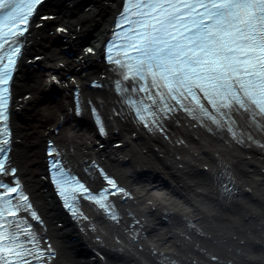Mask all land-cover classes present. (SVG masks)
<instances>
[{
  "label": "bare ground",
  "instance_id": "6f19581e",
  "mask_svg": "<svg viewBox=\"0 0 264 264\" xmlns=\"http://www.w3.org/2000/svg\"><path fill=\"white\" fill-rule=\"evenodd\" d=\"M120 2L46 0L13 80L11 161L45 221L38 228L58 252L47 264H264V206L247 202L244 191L253 187L249 177L264 196V133L238 143L180 114L165 120L168 137L135 123L114 89L115 68L100 59ZM95 79L104 86H90ZM49 138L94 189L103 181L92 160L132 190L134 197L111 199L119 223L86 205L91 219L75 221L63 208L48 173ZM250 149L259 172L248 171Z\"/></svg>",
  "mask_w": 264,
  "mask_h": 264
},
{
  "label": "snow or ice",
  "instance_id": "6c2138e0",
  "mask_svg": "<svg viewBox=\"0 0 264 264\" xmlns=\"http://www.w3.org/2000/svg\"><path fill=\"white\" fill-rule=\"evenodd\" d=\"M40 3L0 0V49L7 42L5 26L12 35L26 32L31 10ZM127 14L136 19L129 20ZM126 20L127 35L118 45L123 56L111 55L110 42L108 60L117 66V91L146 127L164 131V120L184 112L209 130L228 132L238 143L264 133V0H125L116 26ZM19 51L16 46L0 56V84L11 78L3 61L7 58L9 65L14 64L12 55ZM6 91L0 89V120H7ZM0 142L9 143L6 138ZM6 159L0 156V177L15 174V169L6 167ZM58 165L53 161L54 182L57 176L61 183L75 182L84 198L117 219L110 203L104 202L105 191L91 196L83 183ZM104 179L116 192L130 196L107 175ZM224 192L231 195V188L224 185ZM27 201L18 181L0 182V264L46 260L48 250L40 247V238L20 216L31 209ZM66 206L75 213L74 205ZM30 216L38 219L34 211Z\"/></svg>",
  "mask_w": 264,
  "mask_h": 264
},
{
  "label": "rangeland",
  "instance_id": "374dc122",
  "mask_svg": "<svg viewBox=\"0 0 264 264\" xmlns=\"http://www.w3.org/2000/svg\"><path fill=\"white\" fill-rule=\"evenodd\" d=\"M50 2V1H49ZM48 2V3H49ZM41 9H42V7H40V10H39V12L41 11ZM59 17V15H57V18ZM53 17H51V19H52ZM74 38V37H73ZM100 59L101 60H103L102 59V57L100 56ZM104 86V85H103ZM86 113H88V110L86 111ZM112 132V134L114 133V131H111ZM233 141H231V143H232ZM232 144H234V143H232ZM103 145V144H102ZM262 145V144H261ZM114 146V145H113ZM235 147H238V146H235ZM104 157H106V156H104ZM245 157H246V159H249L248 160V167H250L249 169H248V171H253V170H256L257 172H259V169L257 170V169H253V167H254V165L256 164L255 162L257 161L256 159H255V157H256V152H255V150H253V149H250L249 151H248V153L247 154H245ZM106 158H108V159H110L111 160V158H109V157H106ZM113 160V159H112ZM239 164H240V162H238ZM263 165V167H264V163H262V164H260V166H262ZM245 165H243V167H244ZM208 165H205L204 166V168L206 169V171H208ZM245 169H247V168H245ZM245 178H248V180H249V183L253 186V187H251V188H248V189H246V187H248V185L246 186V187H244L245 188V192H248L250 195L245 199L247 202H250V201H254L256 204H258L259 206H264V196H262V195H259L258 193H257V191H256V187H254V183H253V181L251 182L250 181V179H249V177H245ZM254 181H256V176L254 177ZM264 182V181H263ZM94 187H96V186H94ZM234 188V187H233ZM235 190H237V189H235ZM246 201H245V204L243 205L244 207L245 206H247V204H246ZM261 206V207H262ZM264 246V245H263ZM142 248V247H141ZM263 248V247H262ZM258 258H260V259H262L261 258V256H259ZM180 262H183V260H181ZM174 262H172V264H173ZM176 264V263H175ZM185 264H188V260H187V262H185Z\"/></svg>",
  "mask_w": 264,
  "mask_h": 264
}]
</instances>
